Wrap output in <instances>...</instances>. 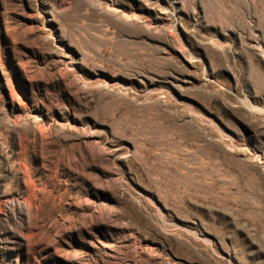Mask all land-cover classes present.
<instances>
[{
  "label": "rangeland",
  "instance_id": "1",
  "mask_svg": "<svg viewBox=\"0 0 264 264\" xmlns=\"http://www.w3.org/2000/svg\"><path fill=\"white\" fill-rule=\"evenodd\" d=\"M0 264H264V0H0Z\"/></svg>",
  "mask_w": 264,
  "mask_h": 264
}]
</instances>
